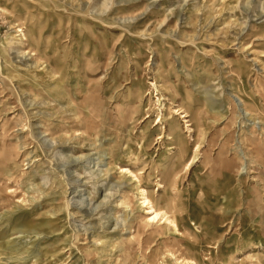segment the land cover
Wrapping results in <instances>:
<instances>
[{
  "label": "rangeland",
  "instance_id": "374dc122",
  "mask_svg": "<svg viewBox=\"0 0 264 264\" xmlns=\"http://www.w3.org/2000/svg\"><path fill=\"white\" fill-rule=\"evenodd\" d=\"M186 258L264 264V0H0V264Z\"/></svg>",
  "mask_w": 264,
  "mask_h": 264
},
{
  "label": "bare ground",
  "instance_id": "6f19581e",
  "mask_svg": "<svg viewBox=\"0 0 264 264\" xmlns=\"http://www.w3.org/2000/svg\"><path fill=\"white\" fill-rule=\"evenodd\" d=\"M23 23H21V27L23 26L22 25ZM16 31H21L22 32V28H19L16 30ZM26 31V30H25ZM20 32V33H21ZM22 36H25V37H31L33 35L30 36V33H22L21 34ZM24 38V37H23ZM25 41V40H24ZM26 43V42H25ZM236 98L238 99V101L240 102L242 108L245 110V111H248L246 106H245V103L242 101V99L238 96H236ZM157 100L159 99V97L156 98ZM179 109H182V107H179ZM178 109H173L172 110V113L174 114H178V113H182L183 110L179 111L178 113L176 112ZM186 114V113H185ZM185 114H180V116L178 118H184L185 117ZM149 116V115H147ZM145 116V117H147ZM159 116V119L156 120L158 122H155L153 125H156L159 123L158 127H157V131H158V135L156 136V139L157 138H161L163 134H165L167 132V135H168V139L170 140V146L171 148H174L176 150V154L178 153H181L182 151H184V147H185V142L181 139V135L179 133L180 131V126L178 124V120H172L170 121L169 123H167L166 125L164 124V122L161 121V116H162V110L159 114H157V117ZM190 117V116H189ZM193 120V119H192ZM187 122L186 125H190L191 126V119L188 118L186 120H184ZM151 131L149 130V134ZM108 163V162H107ZM187 165V163H186ZM118 172L119 173H129L130 176H132L133 178L135 177L134 180H136L137 182L139 181V179L137 178V175L138 174H134L133 171L129 170L127 167H123V166H119L118 167ZM139 192V194L141 195V201L139 202V205L141 207H144L145 208V212L146 213V216H144V219L145 221L147 222H153V221H157L159 218H163L164 217V221H166L168 224H171L172 223V226L173 228L175 229L176 228V224H174V221L173 219H175L176 217L172 216V214H170V211L169 210H166L165 209V206L166 205V201H159L158 199L157 200H154L153 198L150 197V195L147 194L146 190L144 188H136ZM139 198V199H140ZM163 203V204H162ZM159 217V218H158ZM158 218V219H157ZM173 218V219H172ZM157 226V225H156ZM37 227V226H36ZM32 228V227H31ZM24 230L22 229H19L18 232H23ZM179 243V242H178ZM169 249V248H167ZM178 250L181 251V249L179 248L178 246ZM172 251V250H171ZM174 252V251H173ZM177 252V251H176ZM164 255V254H163ZM174 255V254H173ZM176 259V258H175ZM186 260H188L186 258ZM190 261V264H195V262L193 260H188ZM176 262V261H175ZM180 262V261H179ZM177 263V262H176Z\"/></svg>",
  "mask_w": 264,
  "mask_h": 264
}]
</instances>
